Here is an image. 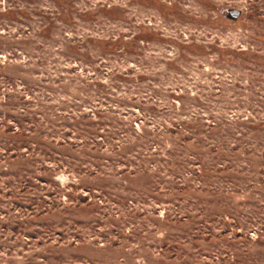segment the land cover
Here are the masks:
<instances>
[{"label": "rangeland", "instance_id": "rangeland-1", "mask_svg": "<svg viewBox=\"0 0 264 264\" xmlns=\"http://www.w3.org/2000/svg\"><path fill=\"white\" fill-rule=\"evenodd\" d=\"M0 264H264V0H0Z\"/></svg>", "mask_w": 264, "mask_h": 264}, {"label": "trees", "instance_id": "trees-1", "mask_svg": "<svg viewBox=\"0 0 264 264\" xmlns=\"http://www.w3.org/2000/svg\"><path fill=\"white\" fill-rule=\"evenodd\" d=\"M228 14L230 17H236L237 16V12H234V11H229Z\"/></svg>", "mask_w": 264, "mask_h": 264}]
</instances>
